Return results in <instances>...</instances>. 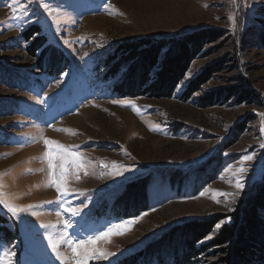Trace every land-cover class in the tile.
I'll use <instances>...</instances> for the list:
<instances>
[{
    "label": "rangeland",
    "instance_id": "rangeland-1",
    "mask_svg": "<svg viewBox=\"0 0 264 264\" xmlns=\"http://www.w3.org/2000/svg\"><path fill=\"white\" fill-rule=\"evenodd\" d=\"M34 25L41 32L28 39ZM263 25L264 0H0V264H65L53 242L75 264L62 235L87 239L121 224L96 245L114 255L88 264H126L169 234L177 242L194 221H217L196 247L210 242L264 182ZM206 28L215 36L170 96L120 97L118 77H104L118 45ZM42 34L62 54L57 62L43 46L32 53ZM191 82L199 83L187 98ZM45 140L70 154L55 160L57 174L65 159L82 165H69L66 196L52 183ZM120 166L130 171L115 175ZM144 176L148 206L120 216L126 183ZM6 205L23 209L22 219ZM227 255L210 248L192 264H229ZM183 256L137 255V264H183Z\"/></svg>",
    "mask_w": 264,
    "mask_h": 264
},
{
    "label": "trees",
    "instance_id": "trees-1",
    "mask_svg": "<svg viewBox=\"0 0 264 264\" xmlns=\"http://www.w3.org/2000/svg\"><path fill=\"white\" fill-rule=\"evenodd\" d=\"M39 32H41L40 26L34 25L32 30L28 29L24 32V36L29 39L31 34ZM216 35L222 34L216 32ZM211 36H215V33L206 28L171 39L158 38L156 42L144 40L134 45H118L105 59L104 67L107 70L104 77L105 79L118 77L113 90L120 97L160 95V93L170 96L173 88L183 79L189 64L203 49L205 40ZM259 37L264 41V25ZM46 42L45 35H38L32 53L43 46L41 55L49 51V58H55L54 62H57L56 58L62 54L56 53L59 51L58 48L45 45ZM198 83L191 82L190 90L184 93L185 97L189 98L192 92L197 90ZM208 98H210L208 103L212 102L210 94ZM148 182L149 177L144 176L126 183L125 190L116 200L120 216H136L148 206ZM216 223L217 221L214 220L191 222L181 233L183 238L181 237L177 242L174 238L176 235L169 234L164 239V245L158 240L128 259L126 264H137V255L139 258L144 257L149 260H153V256L161 259L162 255L172 250L183 251V264H192V259L210 248L230 253L231 256L227 255L225 258L230 262L229 264H240V262L264 264V182L257 186V189L234 213L230 223H225L210 242L197 248L196 245L209 236ZM145 262L148 263L143 261L142 264Z\"/></svg>",
    "mask_w": 264,
    "mask_h": 264
},
{
    "label": "snow or ice",
    "instance_id": "snow-or-ice-1",
    "mask_svg": "<svg viewBox=\"0 0 264 264\" xmlns=\"http://www.w3.org/2000/svg\"><path fill=\"white\" fill-rule=\"evenodd\" d=\"M43 7L47 10L48 4L45 3ZM64 44H68V41H64ZM70 74V73H69ZM68 75V74H66ZM114 103H118V101H113ZM127 103V102H125ZM135 107V106H133ZM155 130V129H154ZM45 144L49 146V153H48V159L50 167L52 168V175L53 180L52 183L55 184L57 187V191L61 192L62 195L66 196L68 193L64 190V181L65 177L69 174V165L71 163H75L77 168L81 167L82 165L78 162V158L73 157L71 160L65 159L64 163L60 166V171L57 174V164L55 163V160L59 158V154H63L65 156H68L70 154L66 153L63 146L60 145H53L55 144L52 140H45ZM53 153H58V155L54 156ZM245 159L250 160L252 157L246 156ZM120 171H115V175H123L124 172L130 171V169L124 168L123 166H120ZM241 172L244 171L243 168L240 169ZM236 187L238 189H243L244 184L241 183L239 180L236 183ZM8 207L9 212L12 213L13 216L17 217V219H22V217L19 216V212L23 211V209H18L16 207H12L10 205H6ZM72 211L73 215H79L80 213L75 209H66ZM124 223H132V221H127ZM45 227H48V225H44ZM121 229H123V224L121 225H112L108 227L107 231H101L93 236L88 237L87 239H76L73 240L71 237H68L67 239H64L63 235L60 237L63 242L68 244V247L72 251V259L75 261V264H88V261L91 259H101V258H108L109 255H114V253H107L104 251H101L97 248V243L100 240H105L109 237L110 234H113L114 230L119 232ZM122 234V232H120ZM53 251L56 252L57 258L60 260H64L65 264H68V261L66 257L58 251V244L56 242L52 243ZM11 256L15 255V252L10 253Z\"/></svg>",
    "mask_w": 264,
    "mask_h": 264
}]
</instances>
